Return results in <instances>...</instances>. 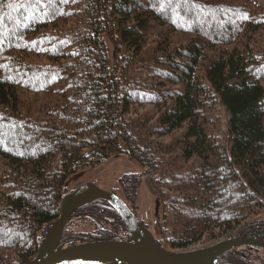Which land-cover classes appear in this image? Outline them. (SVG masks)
<instances>
[{
  "label": "trees",
  "instance_id": "16d2710c",
  "mask_svg": "<svg viewBox=\"0 0 264 264\" xmlns=\"http://www.w3.org/2000/svg\"><path fill=\"white\" fill-rule=\"evenodd\" d=\"M153 24L191 36L147 47ZM259 31L264 0H0V264H28L71 181L116 154L143 167L119 182L135 212L143 179L157 198L160 245L264 230ZM58 85L61 100L23 108L18 87ZM91 214L95 231L69 229ZM109 238L129 233L96 200L60 247Z\"/></svg>",
  "mask_w": 264,
  "mask_h": 264
},
{
  "label": "water",
  "instance_id": "95a60500",
  "mask_svg": "<svg viewBox=\"0 0 264 264\" xmlns=\"http://www.w3.org/2000/svg\"><path fill=\"white\" fill-rule=\"evenodd\" d=\"M96 200L116 209L127 227L129 238L85 240L60 247L70 216ZM91 218L99 221L96 215L91 214ZM245 244L264 247V241L259 240L257 234L229 237L190 249L164 247L122 196L93 181H83L65 195L59 217L28 264H217L216 260L225 251Z\"/></svg>",
  "mask_w": 264,
  "mask_h": 264
},
{
  "label": "rangeland",
  "instance_id": "374dc122",
  "mask_svg": "<svg viewBox=\"0 0 264 264\" xmlns=\"http://www.w3.org/2000/svg\"><path fill=\"white\" fill-rule=\"evenodd\" d=\"M191 35L189 33H183L172 29L167 24H153L150 31L147 34V47H153L157 41L165 43L164 38L172 43H181L186 41ZM254 46L257 48H264V31H259L256 34V40ZM21 95V104L23 108L34 107L40 109L41 105L55 103L62 99V87L61 85L53 87L51 91H31L25 87H18ZM146 107H149L147 105ZM216 109V108H215ZM215 109L208 111L207 114L210 119H218L216 115L220 114ZM221 117V114H220ZM219 117V118H220ZM217 123V120L215 121ZM180 131H177L178 135ZM143 167L135 159L129 157L126 154H116L110 156L107 161L97 167H87L81 170L80 176L74 181H71L69 186L71 189L77 188V186L83 181H93L97 185L112 190L116 188L117 193L125 198L124 191L121 188L119 177L124 173H137L142 172ZM137 216L150 228L157 218L159 213V205L157 198L149 191L145 180L143 179L137 188V197L134 203ZM99 219V218H98ZM103 222L95 221L91 218V215L85 217L72 218L69 229L77 233H86L95 231L97 226H102ZM235 232L224 234L215 239H208L199 242L190 248H197L215 243ZM187 248V249H190Z\"/></svg>",
  "mask_w": 264,
  "mask_h": 264
},
{
  "label": "flooded vegetation",
  "instance_id": "af4514ba",
  "mask_svg": "<svg viewBox=\"0 0 264 264\" xmlns=\"http://www.w3.org/2000/svg\"><path fill=\"white\" fill-rule=\"evenodd\" d=\"M256 234L259 240L264 241V230H260L248 234H244L238 231L223 239L229 237L253 236ZM216 263L217 264H264V247L259 244H245V245L235 246L225 251L223 254H221V257L216 260Z\"/></svg>",
  "mask_w": 264,
  "mask_h": 264
}]
</instances>
